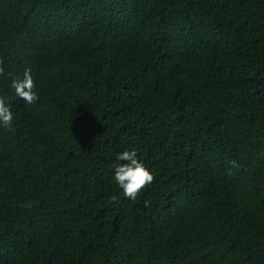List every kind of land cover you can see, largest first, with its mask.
<instances>
[{"label": "trees", "instance_id": "trees-1", "mask_svg": "<svg viewBox=\"0 0 264 264\" xmlns=\"http://www.w3.org/2000/svg\"><path fill=\"white\" fill-rule=\"evenodd\" d=\"M0 59V264H264V0H0Z\"/></svg>", "mask_w": 264, "mask_h": 264}, {"label": "clouds", "instance_id": "clouds-1", "mask_svg": "<svg viewBox=\"0 0 264 264\" xmlns=\"http://www.w3.org/2000/svg\"><path fill=\"white\" fill-rule=\"evenodd\" d=\"M3 60L0 59V76L4 75ZM11 87L15 90V95L22 99L27 105H34L39 100L35 89V82L31 75L30 69H25L23 78L13 79ZM14 121V115L11 111V106L6 103L4 98H0V125L11 131ZM117 159L121 163L115 166L114 182L122 190L123 196L129 200L135 201L141 191L150 186L155 177L145 167L142 160L138 158V153L135 149L124 150L117 155ZM236 162L233 161L235 166ZM110 200L117 202L118 197L113 195ZM35 202L29 201L24 207L31 209ZM150 204L145 201V206Z\"/></svg>", "mask_w": 264, "mask_h": 264}]
</instances>
